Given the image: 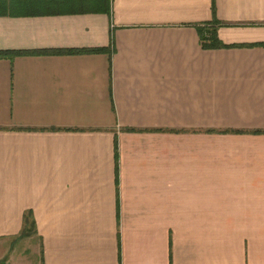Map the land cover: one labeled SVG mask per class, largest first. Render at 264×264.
<instances>
[{
  "label": "crops",
  "instance_id": "0c3cea01",
  "mask_svg": "<svg viewBox=\"0 0 264 264\" xmlns=\"http://www.w3.org/2000/svg\"><path fill=\"white\" fill-rule=\"evenodd\" d=\"M108 3L0 15V50H53L0 57V241L37 264H264V0ZM212 11L230 46L200 45Z\"/></svg>",
  "mask_w": 264,
  "mask_h": 264
},
{
  "label": "trees",
  "instance_id": "16d2710c",
  "mask_svg": "<svg viewBox=\"0 0 264 264\" xmlns=\"http://www.w3.org/2000/svg\"><path fill=\"white\" fill-rule=\"evenodd\" d=\"M109 10L108 0H0V15L34 14L55 11H106ZM213 12V11H212ZM214 12L211 21L197 25L200 45L203 48H218L230 46L217 37V27L221 25ZM94 50V49H92ZM96 51L103 49H95ZM94 50V51H95ZM53 50L36 51L0 50V57H11L23 53H41ZM72 52L74 50H63ZM77 51V50H76ZM25 213L20 237L30 236L35 232V224L31 214Z\"/></svg>",
  "mask_w": 264,
  "mask_h": 264
},
{
  "label": "rangeland",
  "instance_id": "374dc122",
  "mask_svg": "<svg viewBox=\"0 0 264 264\" xmlns=\"http://www.w3.org/2000/svg\"><path fill=\"white\" fill-rule=\"evenodd\" d=\"M16 241L15 244L9 241H0V264H6L11 259V264H37L38 253H28L31 250V242ZM24 258V263H19L18 259Z\"/></svg>",
  "mask_w": 264,
  "mask_h": 264
}]
</instances>
